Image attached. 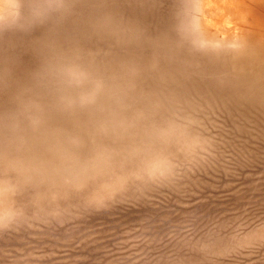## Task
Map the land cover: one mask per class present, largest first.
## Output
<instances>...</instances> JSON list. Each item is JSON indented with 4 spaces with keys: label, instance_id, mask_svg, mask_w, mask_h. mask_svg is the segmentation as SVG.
<instances>
[{
    "label": "rangeland",
    "instance_id": "rangeland-1",
    "mask_svg": "<svg viewBox=\"0 0 264 264\" xmlns=\"http://www.w3.org/2000/svg\"><path fill=\"white\" fill-rule=\"evenodd\" d=\"M64 2L56 22L0 31V133L7 115L15 155H39L18 113L58 75L55 52L103 75L129 62L141 69L124 114L135 126L111 139L162 152L173 174L100 207L87 205L92 187L58 185L39 203L22 188L21 214L0 223V264H264V0Z\"/></svg>",
    "mask_w": 264,
    "mask_h": 264
},
{
    "label": "clouds",
    "instance_id": "clouds-1",
    "mask_svg": "<svg viewBox=\"0 0 264 264\" xmlns=\"http://www.w3.org/2000/svg\"><path fill=\"white\" fill-rule=\"evenodd\" d=\"M71 6L64 0H0V31L56 22L53 14L62 17ZM50 65L59 66L58 75L38 82L40 90L21 100L18 113L24 118L21 141L30 149L39 145V155L23 159L15 155L9 117H4L0 133V223L4 227L21 214L13 211L12 204L24 187L36 190L37 203L58 185L77 193L92 187L87 205L100 207L131 183L159 182L173 174L174 165L162 152L147 154L136 143L111 139L117 128L135 126L124 114L136 103L132 93L139 67L122 62L103 75L93 68V61L81 62V55L71 51L55 52ZM154 162H162L163 170L154 168Z\"/></svg>",
    "mask_w": 264,
    "mask_h": 264
}]
</instances>
